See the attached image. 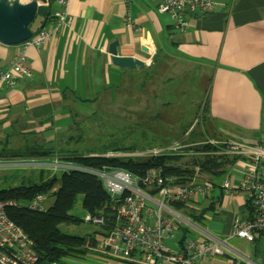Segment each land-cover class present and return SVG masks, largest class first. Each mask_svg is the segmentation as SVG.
I'll list each match as a JSON object with an SVG mask.
<instances>
[{
  "label": "crops",
  "instance_id": "obj_1",
  "mask_svg": "<svg viewBox=\"0 0 264 264\" xmlns=\"http://www.w3.org/2000/svg\"><path fill=\"white\" fill-rule=\"evenodd\" d=\"M158 2L70 0L71 23L43 46L0 42V69H8L15 55L23 50L32 70L30 79L20 78L14 86L0 88V135L62 133L69 102H95L100 92L109 90L110 94L124 85V77L140 82L148 80L145 77L150 73L157 96L170 85L185 90L205 81L203 103L208 104L210 122L222 129L219 139L264 144V0H215L212 12L196 10L187 15L186 30L175 28L169 15L158 12ZM55 7L53 4L52 8ZM128 14L134 27L124 24ZM43 18L38 16L33 22V35L43 26L52 25V20L44 25ZM142 37L153 50L152 55L142 51ZM114 40L119 42V55L144 60L146 65L133 69L114 66L108 53ZM227 174L236 181V174ZM220 194L216 190L198 214L203 212L200 222L208 220L226 226L204 229L193 222L196 231L190 233L181 231L185 226H178L175 232L179 231L180 236L176 237L174 232V243L184 235L204 240L226 239L234 213L245 211L246 197L244 193ZM209 206L212 209L204 212ZM226 244L222 253L202 264H264L263 234L255 233L253 240L231 238ZM62 264L119 262L93 249L83 259H65Z\"/></svg>",
  "mask_w": 264,
  "mask_h": 264
},
{
  "label": "built area",
  "instance_id": "obj_2",
  "mask_svg": "<svg viewBox=\"0 0 264 264\" xmlns=\"http://www.w3.org/2000/svg\"><path fill=\"white\" fill-rule=\"evenodd\" d=\"M69 3L70 0H54L56 7L51 14L52 25L43 26L22 45L41 47L70 24ZM214 6L215 0H159L157 10L169 15L175 28L186 30L189 28L186 18L189 13L199 10L207 14L213 11ZM124 24L134 27L129 14L124 17ZM31 77L32 70L22 50L15 55L8 69H0V88L4 85L14 86L20 78ZM207 143L217 144L214 141ZM218 144L221 145L218 151H201L199 156L212 155L216 162L230 165V173L238 176L235 182L225 177L217 185L199 165L192 172L180 175L166 174L161 167H152L140 176L119 167L90 169L57 160L55 163L57 170L78 169L96 174L107 192L116 198L111 207V229L98 240L95 246L98 252L116 259L119 264H202L222 253L231 238L253 240L255 233L264 235V144L253 145L229 139ZM183 146L173 142L155 149L151 156L180 153L195 155L196 152L185 153L180 150ZM218 186L230 196L244 193L246 197L245 211L234 213L226 239L189 237L183 242L174 243L172 239L178 226H192V219ZM46 199V195L39 194L30 202L29 207L42 210ZM248 201L252 206L251 214L247 210ZM9 204L0 202V264H37L38 254L33 249L28 233L6 213ZM189 208L197 210L196 214H188ZM85 222L103 227L106 216L92 219L86 216Z\"/></svg>",
  "mask_w": 264,
  "mask_h": 264
},
{
  "label": "rangeland",
  "instance_id": "obj_3",
  "mask_svg": "<svg viewBox=\"0 0 264 264\" xmlns=\"http://www.w3.org/2000/svg\"><path fill=\"white\" fill-rule=\"evenodd\" d=\"M164 53H166V50H164ZM162 55L158 56L160 58L159 64H162ZM149 77L150 73L145 77L148 80L140 82L136 81L137 79L134 77L131 79L124 77L122 80H125L126 83L121 85L119 89L111 90L110 94L112 96H108L110 95L109 90H106V93L100 92L98 96H95L96 101L92 103L69 102L66 107L68 118L66 117V120L63 118L62 121V133L50 135L41 131L24 135H10L11 146L24 145V141L27 139L29 143L48 144L49 146L66 149V151L77 150L80 153H86L87 150L93 148L100 149L112 146L133 149L134 152H109L103 153L104 156H107L106 154L113 156L128 154L130 156L146 157L151 156L155 149H160L173 142H177L182 146L186 145L180 150L187 153L193 151V149H188L191 146H200L209 141L221 144L226 140L219 139L221 138L220 130L222 129L218 124L214 122L202 123L203 120H200L199 110L203 107L207 88L205 81L200 82L194 88H186L185 90L170 85V88L163 90V93L157 96L156 88ZM164 103L168 104L163 107ZM4 141L5 135H0V149ZM54 143H57V145H54ZM193 152H196L195 155L180 153L181 158L173 162L172 165H177L182 170H193L198 166V158L204 157L199 156L201 151ZM194 157H197V162H195L196 158ZM56 160L62 162L58 156L47 161L0 159V189L18 185L22 175L39 174L42 168L51 171V173L62 171L61 169L57 170ZM63 163L69 165L68 162ZM224 163L221 161V164ZM226 166L225 168L229 171L230 165L226 164ZM16 171L18 172L15 174ZM17 174H19V177H17ZM208 177L215 180L214 176L208 175ZM224 177L222 178L224 179ZM54 200V195H49L45 200V206L50 207ZM196 211L189 208L187 213L194 212L193 214H196ZM72 214L84 215L81 209V196L77 197ZM195 223L204 229L207 226H226L214 222L211 224L208 220H204V222L195 221ZM61 228L69 234L83 235L100 229V226L85 222L83 219V222L65 223L61 225ZM184 230L189 233L191 230L196 231L192 226L181 228V231ZM179 234V231L175 232L176 237H179Z\"/></svg>",
  "mask_w": 264,
  "mask_h": 264
},
{
  "label": "trees",
  "instance_id": "obj_4",
  "mask_svg": "<svg viewBox=\"0 0 264 264\" xmlns=\"http://www.w3.org/2000/svg\"><path fill=\"white\" fill-rule=\"evenodd\" d=\"M53 2L50 0V10L44 19V25L51 20ZM33 26H31V29ZM33 31V30H32ZM200 110L202 123L210 122L207 102L203 103ZM199 123H201L199 121ZM193 136V135H191ZM193 140V138H191ZM221 145L206 143L200 146H191L188 149L193 151L215 152ZM109 152H134L133 149L116 148L112 146L93 148L86 153L77 150L66 151V149L55 146H47L39 143H29L25 140L24 145L19 147L11 146L10 137L6 136L0 149V159H22L47 161L51 158L60 157L62 162H68L76 166L90 169H102L104 167H119L134 174L143 176L152 167H161L166 174H184L192 170H182L172 163L178 161L179 155H158V156H104ZM96 154V155H94ZM195 162H197V157ZM198 165L206 175L214 176V182L220 185L222 177L228 176L226 164L216 162L212 155H204L198 158ZM18 171L15 172V174ZM19 177V174H17ZM224 177V178H225ZM20 183L0 189V202H9L6 207L7 215L16 224L21 226L28 233L33 244L34 251L38 254L37 264H62L65 259H83L89 252L95 249L98 236H104L111 229L113 212L111 207L115 204L113 198L104 188L101 179L94 173L78 169H64L60 172L51 173L41 169L39 174L21 176ZM57 187V188H56ZM221 194L223 190L218 186ZM39 194L47 197L54 195L55 200L50 207L42 210H34L29 207L30 202ZM81 196V209L83 216L72 214L76 199ZM221 197V196H220ZM212 198V196H211ZM179 206V205H177ZM212 206L204 209V212L211 210ZM247 210L251 214L252 206L247 202ZM106 216V223L100 229L83 234H69L62 230L61 225L69 222H83L85 217L91 219L96 216ZM108 215V216H107ZM203 212L194 216L193 222L202 221ZM100 237V238H101ZM190 237V236H189ZM189 237H184L183 242Z\"/></svg>",
  "mask_w": 264,
  "mask_h": 264
},
{
  "label": "water",
  "instance_id": "obj_5",
  "mask_svg": "<svg viewBox=\"0 0 264 264\" xmlns=\"http://www.w3.org/2000/svg\"><path fill=\"white\" fill-rule=\"evenodd\" d=\"M50 0H30L21 3L18 0H0V42L7 45H21L33 36L31 26L38 16L45 17L49 13ZM141 49L148 55L153 50L147 46V40L140 39ZM118 40L109 44L108 53L114 66L121 68L144 67V60L129 55L118 54Z\"/></svg>",
  "mask_w": 264,
  "mask_h": 264
},
{
  "label": "bare ground",
  "instance_id": "obj_6",
  "mask_svg": "<svg viewBox=\"0 0 264 264\" xmlns=\"http://www.w3.org/2000/svg\"><path fill=\"white\" fill-rule=\"evenodd\" d=\"M152 60H148V63H151Z\"/></svg>",
  "mask_w": 264,
  "mask_h": 264
}]
</instances>
